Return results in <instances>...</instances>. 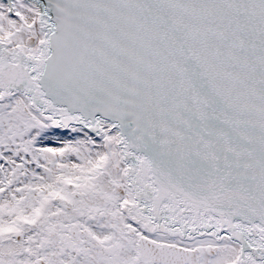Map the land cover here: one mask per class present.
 Instances as JSON below:
<instances>
[{"label": "snow or ice", "instance_id": "obj_1", "mask_svg": "<svg viewBox=\"0 0 264 264\" xmlns=\"http://www.w3.org/2000/svg\"><path fill=\"white\" fill-rule=\"evenodd\" d=\"M0 264H264V0H0Z\"/></svg>", "mask_w": 264, "mask_h": 264}]
</instances>
